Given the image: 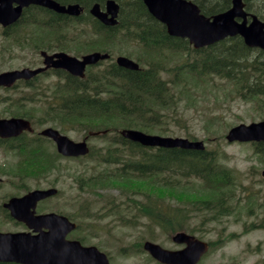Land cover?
<instances>
[{"label":"trees","instance_id":"16d2710c","mask_svg":"<svg viewBox=\"0 0 264 264\" xmlns=\"http://www.w3.org/2000/svg\"><path fill=\"white\" fill-rule=\"evenodd\" d=\"M57 1L79 3L83 11L71 17L29 6L14 24L2 28V35L13 47H31L35 52L64 50L79 56L100 50L96 49L98 45L105 47L101 51L110 52L128 42L141 44L148 52V59L138 69L119 67L111 60L87 67L82 78L50 69L16 82L11 88L21 92L18 97L0 98L1 103L15 107L11 115L25 117L33 125L48 123L62 132L71 128L84 135L90 130H106L100 134V145H89V152L76 158L93 163L90 173L74 177L79 193L73 196V210H62L77 223L71 237L88 244L89 237L80 232L87 226L89 232L103 230L101 220L114 218L131 227L142 223L148 238L154 240L156 228L168 236L181 230L191 234L193 228L188 229L187 225L192 212L212 219L231 214L235 177L215 148L145 147L122 137L118 130L126 127L148 133L165 132V117L177 112V88L187 92L191 81L209 82L214 77L230 83L238 97L256 102L264 114V51L247 47L238 35L193 49L187 40L169 36L142 0H116L120 4L118 24L111 27L102 25L88 12L93 3L103 5L105 0ZM193 1L207 16L231 5V0ZM243 1L248 12L264 20V0ZM42 77L50 81L44 82ZM45 140L52 142L26 133L0 139V146L18 156L15 168L5 170L6 173L18 178V186L26 190V177H43L58 168L61 156L48 150ZM254 152L264 160V142L254 144ZM193 183L199 186L198 197H179ZM110 189L118 193H104ZM81 192L95 197H82ZM0 212L12 220L1 204ZM142 241L120 246V251L143 252ZM220 241L219 237L209 244ZM108 256L110 259V253Z\"/></svg>","mask_w":264,"mask_h":264},{"label":"rangeland","instance_id":"374dc122","mask_svg":"<svg viewBox=\"0 0 264 264\" xmlns=\"http://www.w3.org/2000/svg\"><path fill=\"white\" fill-rule=\"evenodd\" d=\"M104 48L101 45L96 46V49ZM111 50L113 59L117 55H123L133 60L139 59L141 64L148 59L147 49L141 44L120 43ZM68 53L73 54L70 51ZM174 61L176 60H172L168 65L173 64ZM40 65H42V58L39 50L35 52L31 47L25 49L13 47L11 42L2 35L0 26V72L23 67L34 68ZM42 78L44 82L50 81L49 78ZM191 83L192 86L187 88V92H182L180 88H177V98H179L177 112H170L165 117V132L154 134L202 140L207 147L215 148L220 153L222 162L232 170L235 177V183L231 187L233 191L230 201L233 208L231 214L212 219L200 212H192L188 220V229L193 228L191 234L199 239L206 242L215 241L219 237L221 239L217 245L210 246L208 252L197 264H264V177L261 175L264 160L254 152L252 143L227 142L224 137L231 126L263 120L264 114L256 102L251 99L244 100L234 94L232 85L227 81L214 77L209 82L191 81ZM20 93L11 87H0V98L2 96L18 97ZM13 108L15 107L0 102V118L13 116L11 115ZM33 126L35 131H38L51 125L41 122V124L34 123ZM62 133L74 141H79L85 136L83 132L71 128ZM33 134L26 133L27 136ZM87 141L90 145H100L102 138L99 134L90 136ZM44 145L48 150H55L54 144L50 141L45 140ZM17 160L18 156L15 152L0 147V167L3 168L0 170L2 179L0 181V204L10 196H20L27 191L18 186L20 181L18 178L15 180L13 176L4 173L5 169L14 166ZM92 163L90 160L80 162L76 158L61 156L57 161V169L43 177H26L25 183L28 190L50 186H55L60 190L59 195L40 201L37 205V212L57 210L71 212L75 205L72 201L73 196L79 193L74 177L78 173H90ZM198 190V184L193 183L179 197L197 198ZM104 193L117 194L118 192L116 189H110ZM81 196H89L90 199L95 197L87 195L86 192H81ZM100 224L104 227L103 230L89 232V226H87L80 232V235L89 237L88 245H96L107 254L110 253L111 264H158L145 251L126 254L120 251V246H127L139 239L143 241L149 239V233L142 223L131 227L118 223L114 218L112 220L108 218L101 220ZM0 230L20 231L25 230V226L7 219L0 212ZM155 235L156 239L152 241L164 248L178 249L183 246L174 243L171 235L168 236L157 228Z\"/></svg>","mask_w":264,"mask_h":264},{"label":"water","instance_id":"95a60500","mask_svg":"<svg viewBox=\"0 0 264 264\" xmlns=\"http://www.w3.org/2000/svg\"><path fill=\"white\" fill-rule=\"evenodd\" d=\"M150 14L163 23L169 35L186 38L195 49L211 45L228 36L240 35L248 47L264 50V21L256 15L248 20L243 0H231V6L225 11L205 16L192 0H143ZM29 5H39L57 13L77 16L81 7L78 3L60 4L56 0H0V25L9 26L16 22L22 10ZM119 4L115 0H106L104 9L94 3L89 12L105 25L117 22ZM43 66L24 67L0 72V86H11L17 79H30L46 69L61 68L68 73L83 77L87 65L109 57L107 52L94 51L80 58L66 52L40 51ZM116 63L128 69H138L133 60L118 56ZM32 131L29 120L23 117L0 118V137L9 138ZM40 135L52 139L56 150L64 156L85 155L89 151L86 138L74 141L58 129L46 127ZM105 131H90L89 135H98ZM119 133L126 139L148 147H180L203 149L199 140L183 137H168L146 133L139 129L123 128ZM226 140L264 141V120L249 124H238L226 133ZM264 177V169L261 172ZM57 193L54 187L33 189L21 196H12L3 202L11 217L23 222L28 231H0V262L20 264H111L107 255L94 245H83L77 239H68L67 234L76 227L67 216L56 212L36 213L37 202ZM172 241L184 244L180 249H166L158 243L146 240L143 248L158 262L163 264H196L208 251L209 244L184 231L175 232Z\"/></svg>","mask_w":264,"mask_h":264}]
</instances>
